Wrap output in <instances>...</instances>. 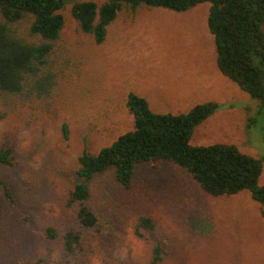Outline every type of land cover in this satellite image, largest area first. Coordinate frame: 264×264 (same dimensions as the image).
Wrapping results in <instances>:
<instances>
[{"label": "rangeland", "instance_id": "1", "mask_svg": "<svg viewBox=\"0 0 264 264\" xmlns=\"http://www.w3.org/2000/svg\"><path fill=\"white\" fill-rule=\"evenodd\" d=\"M64 1L59 47L68 66L50 109L0 121V149L15 156L11 167L0 165L12 199L0 188V264H56L58 243L48 242L44 230L63 234L76 226L64 197L82 182L75 171L83 141L95 154L133 128L125 107L130 92L157 113L216 103L218 110L195 129L191 144L231 145L262 160L264 184V108L217 70L207 4L183 13L124 8L104 43L95 45L71 17L79 0ZM87 185V204L99 221L89 238L96 247L90 264H149L156 245L163 252L159 264H264V219L247 191L209 195L187 171L165 161L137 166L127 189L112 170ZM140 217L150 218L154 228H141L137 236Z\"/></svg>", "mask_w": 264, "mask_h": 264}, {"label": "trees", "instance_id": "2", "mask_svg": "<svg viewBox=\"0 0 264 264\" xmlns=\"http://www.w3.org/2000/svg\"><path fill=\"white\" fill-rule=\"evenodd\" d=\"M64 4V0H0V121L9 114L50 109L52 93L68 66L59 47ZM201 4L208 5L207 28L213 37L217 70L264 108V0H103L100 5L79 0L71 5L70 14L78 29L101 45L124 8L183 13ZM125 107L133 118L130 131L95 154L83 141L75 171L82 182L64 197L76 226L63 234L54 227L44 230L48 242L58 243L56 264H90L96 247L88 245L89 238L99 230V221L87 204L91 195L87 182L108 170L127 189L137 166L169 162L187 171L209 195L247 191L260 205L264 219V184H259L262 160L231 145L191 144L195 129L218 110L216 103L197 104L187 113H157L145 98L130 92ZM62 136L68 139L66 125H62ZM14 159L12 149H0V165L11 167ZM0 188L11 202L10 189L1 178ZM141 228L152 230L154 223L140 217L135 225L137 236ZM162 254V247L156 245L149 264H159Z\"/></svg>", "mask_w": 264, "mask_h": 264}]
</instances>
